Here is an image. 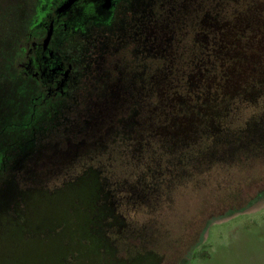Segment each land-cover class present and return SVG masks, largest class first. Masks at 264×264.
Instances as JSON below:
<instances>
[{
    "label": "rangeland",
    "instance_id": "obj_1",
    "mask_svg": "<svg viewBox=\"0 0 264 264\" xmlns=\"http://www.w3.org/2000/svg\"><path fill=\"white\" fill-rule=\"evenodd\" d=\"M133 4L137 24L97 42L87 63L82 118L0 174V264H140L129 256L148 220L158 259L147 264H264V178L211 174L196 187V167L157 161L197 118L260 116L264 0Z\"/></svg>",
    "mask_w": 264,
    "mask_h": 264
},
{
    "label": "trees",
    "instance_id": "obj_2",
    "mask_svg": "<svg viewBox=\"0 0 264 264\" xmlns=\"http://www.w3.org/2000/svg\"><path fill=\"white\" fill-rule=\"evenodd\" d=\"M4 8V21L0 24V174L17 157L36 152L49 143L63 141L72 127L69 118L56 117L62 115L61 107L46 102L43 92L19 68L17 37L19 23L23 21L27 11L24 2L18 4L13 0H6ZM129 64L133 68L141 66L144 71L141 59L138 63L133 57ZM260 85L263 88L264 81ZM262 91L264 93V88ZM83 92L82 97L87 95V90ZM262 93L260 97H264ZM70 109L72 111L69 110L68 114L75 116L76 107ZM218 117L197 118L191 137L167 141L162 155L157 156L158 167L163 164L159 162L160 159L164 161L165 169L169 163L174 165L175 162L196 167L195 172L190 175H195L193 182L196 187H201L199 185L211 174L218 184L237 183V177L243 174L248 178H264V98L258 118L252 115L251 118H242L240 122L241 118L221 117L220 114ZM9 204L0 199V212L10 210ZM101 223L104 226L100 224L102 231L98 236H102V245H107L112 250L111 234L105 228L106 223L103 220ZM155 230L152 220L138 228L139 235L136 237L139 238L141 249L132 250L129 259L140 264L158 259L157 252L149 247L155 244Z\"/></svg>",
    "mask_w": 264,
    "mask_h": 264
},
{
    "label": "flooded vegetation",
    "instance_id": "obj_3",
    "mask_svg": "<svg viewBox=\"0 0 264 264\" xmlns=\"http://www.w3.org/2000/svg\"><path fill=\"white\" fill-rule=\"evenodd\" d=\"M133 3L134 0H24L27 11L19 23L17 37L18 56L24 61L19 68L43 92L46 102L61 107L62 115L57 118H82L68 112L71 107L82 109L83 91L89 85L85 70L96 55V43L115 41L117 27L137 24L134 13L138 5L133 7Z\"/></svg>",
    "mask_w": 264,
    "mask_h": 264
}]
</instances>
